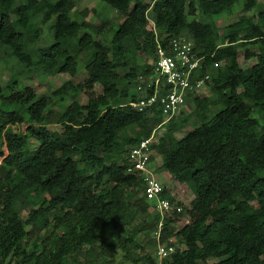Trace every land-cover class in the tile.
Here are the masks:
<instances>
[{
    "label": "trees",
    "instance_id": "obj_1",
    "mask_svg": "<svg viewBox=\"0 0 264 264\" xmlns=\"http://www.w3.org/2000/svg\"><path fill=\"white\" fill-rule=\"evenodd\" d=\"M103 1L118 12L116 23L94 8L81 12L97 23L74 19V0H0V46L18 62L0 85V264H156L159 214L130 151L159 126L166 134L151 145L163 158L156 171L194 195L186 212L166 217L160 242L177 250L165 264H264L260 0ZM237 4L242 14L222 26ZM179 36L204 57L200 74H211L216 109L189 94L193 113L163 123L160 110L130 102L136 78L154 71L159 39ZM248 45L257 48H246L245 58L256 62L244 67L239 55ZM33 74L71 77L39 94V84L22 82ZM192 117L197 124L177 138ZM22 124L23 132L15 127ZM162 196L174 201L166 185ZM184 214L190 223L180 225Z\"/></svg>",
    "mask_w": 264,
    "mask_h": 264
},
{
    "label": "built area",
    "instance_id": "obj_2",
    "mask_svg": "<svg viewBox=\"0 0 264 264\" xmlns=\"http://www.w3.org/2000/svg\"><path fill=\"white\" fill-rule=\"evenodd\" d=\"M194 48V41L186 36L171 38L166 44L159 39L154 71L136 78L135 89L138 96L137 100L130 104L141 112L154 114L156 110H160L165 123L179 115L187 103L189 94L201 96L209 87L212 77L208 72L200 74L204 57L197 56ZM215 66H219V63H215ZM155 143L154 134L142 140L131 149L130 160L133 168L142 172L146 182V199L159 214L156 264H165L176 252L177 246L160 242L162 227L166 217L186 212V207L170 192L174 201L162 196L165 185L156 177L155 161L152 159L155 150L151 145ZM188 223L190 217L183 225Z\"/></svg>",
    "mask_w": 264,
    "mask_h": 264
},
{
    "label": "rangeland",
    "instance_id": "obj_3",
    "mask_svg": "<svg viewBox=\"0 0 264 264\" xmlns=\"http://www.w3.org/2000/svg\"><path fill=\"white\" fill-rule=\"evenodd\" d=\"M241 2L243 0H240ZM75 5L74 8L71 11V16L76 19V20H89L92 23H97L99 21V18L96 15H90L87 18H84L82 15V10L84 8H94L100 11L103 15H106L111 19V21L116 23L119 20V14L112 8H110L103 0H74ZM259 7L264 8V0L259 1ZM260 8H254L251 12L248 13L250 16H255ZM240 14H242L239 4L235 6L234 13L232 15L224 17L221 21L220 24L222 26L232 23L236 21ZM149 17L152 18L151 12L149 13ZM214 18H209V20H212ZM53 21L48 23L47 25H44L43 27V32L47 36L49 35V28L50 25H52ZM104 36L107 37V39H110L111 33H108L106 30L103 32ZM246 48H253L256 49L257 46L255 45H248L244 48H241L240 55H239V60L242 66L248 67L256 62V58H251V59H246L245 54H246ZM145 55L143 52H140L137 54V62L139 65L143 64L144 62ZM149 60H152V57H149ZM153 60L151 63L153 64ZM18 66V62L14 59L5 54L4 49L0 46V85L4 86L11 78V73L14 70V68ZM71 76L68 74H57L54 76H48V75H30L29 77L25 76L22 77V82L25 78H27L24 82L25 84H39V90L38 93H51L53 89L56 87L60 86L65 80L69 79ZM86 77V73L83 71L80 76L75 78L77 82H81L84 80ZM95 91L97 93L102 92V87L100 85H97L95 87ZM136 91V90H135ZM83 101H86V96L81 97ZM201 98H208L211 101V110L216 109V102H217V95L214 94L210 86L204 90V92L201 94ZM196 108L195 102H188L184 106L182 110H184V113L186 115L192 114L193 111ZM211 112V111H210ZM208 113L207 117L210 116L211 113ZM258 115V114H256ZM197 124L196 120L194 117H192L189 125L181 132L176 133L177 138H182L184 137L189 131L193 129V127ZM19 131H24L27 128V125L22 124L21 126H15ZM154 138L155 141L158 142L159 138L162 137L164 134H166V128L164 126H159L157 127L154 131ZM124 138V134H123ZM2 149L5 151V155L8 154L7 148L5 145H3ZM153 160L154 166L157 170V168L162 164V156L157 152L154 151L153 155ZM3 157H0V161H2ZM156 177L159 178L168 188L169 192L172 194V196L178 198L177 200H181L182 204L185 205L186 208L190 207V202L193 199L194 195L192 192V189L189 187L188 184L180 182L176 177L172 176L171 174L164 172V171H156ZM174 197V198H175ZM175 198V199H176ZM154 208L151 207V211ZM24 216H26L24 214ZM189 219L188 214H184L183 218L180 220L181 225H183L186 220ZM127 264V263H124Z\"/></svg>",
    "mask_w": 264,
    "mask_h": 264
}]
</instances>
